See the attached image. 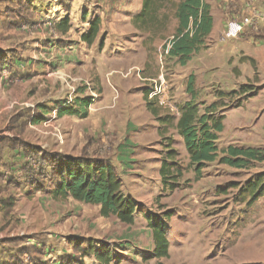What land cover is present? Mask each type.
<instances>
[{
  "label": "rangeland",
  "instance_id": "374dc122",
  "mask_svg": "<svg viewBox=\"0 0 264 264\" xmlns=\"http://www.w3.org/2000/svg\"><path fill=\"white\" fill-rule=\"evenodd\" d=\"M179 1L165 3L166 27L149 33L131 23L139 11L135 0H0V31L17 29L8 36L0 33L3 44L25 60L33 54L46 59L43 66L22 65L21 86L0 92L4 111L21 104L33 106L24 110V132L16 135L35 148L31 158H46L45 166L38 164L36 169L42 189L34 191L29 178L23 179L17 170L16 161L0 166V198L15 196L13 211L0 212L1 255L13 250L25 260L28 257L22 264H102L80 251L89 243L105 242L116 258L110 264H239L237 260L249 252L252 244L244 239L250 230L249 205L237 188L227 185L244 186L248 175L260 167H230L217 158L205 163L196 177L175 124L180 107L190 100L186 91L190 74L196 102L208 105L217 92L235 91L242 84L256 87L252 90L257 94L261 88L257 66L254 74L252 63L237 48V38L223 37L225 21L219 31L204 38L185 66L169 57L165 49L176 35L174 5ZM95 17L100 19L99 32L87 45L81 34ZM62 18L70 20L66 32L56 28ZM70 48L73 56H67ZM13 68L9 66L11 81L17 79ZM248 73L254 74L251 79H246ZM247 98L236 94L217 101L228 106L219 109L225 119L216 142L218 157L232 138L243 135L233 124L248 116L250 105L242 104ZM84 99L88 100L86 113L78 109ZM254 102L258 104L257 99ZM64 104L78 113L59 117L57 109ZM1 116L0 134L13 136ZM32 116L37 123L29 124ZM169 150L174 156L166 163L169 172L177 174L171 179L176 182L172 191L159 171ZM81 155L111 163L122 191L139 204L132 225L102 217L96 205L70 197L53 200L45 192L55 179L52 167L51 175L47 173L46 164L54 166L65 157ZM8 164L17 177L4 175ZM26 190L33 192L27 195ZM168 210L172 215L165 221L167 256L156 257L149 221L162 218Z\"/></svg>",
  "mask_w": 264,
  "mask_h": 264
},
{
  "label": "trees",
  "instance_id": "16d2710c",
  "mask_svg": "<svg viewBox=\"0 0 264 264\" xmlns=\"http://www.w3.org/2000/svg\"><path fill=\"white\" fill-rule=\"evenodd\" d=\"M169 0H142L140 10L131 18L132 25L143 32H153L166 27L168 17L162 9ZM174 16L178 21L176 35L166 48L169 57L176 58L181 66H185L191 56L199 50L204 38L211 32L213 18L210 14L209 5L204 0H180L174 5ZM100 19L95 17L89 22V27L81 34V40L87 45H92L99 32ZM61 32H66L70 28L69 18H62L56 25ZM248 59L256 72V63L251 58ZM249 84L240 85L238 90L216 93V100L206 105L205 102H196V92L194 89V76L190 74L186 84V91L190 95V100L185 102L179 109L175 127L183 139L185 150L189 156V162L194 166L196 177H200L201 170L205 163L213 162L218 158L220 164H225L235 168H246L253 163L264 162V150L254 147H239L237 145H227L218 157L217 139L222 132L225 114L219 109L228 108L226 102H217L224 97L243 94L250 97L255 94L254 88H249ZM254 89V90H252ZM78 109L84 110L88 107V100H82ZM77 104V103H76ZM74 104V105H76ZM239 105L238 102L236 106ZM240 106V105H239ZM201 109V110H200ZM79 110L72 105L64 104L57 109L59 117L64 115L77 114ZM80 113V112H79ZM81 114V115H84ZM37 119L32 116V122L37 123ZM33 148V147H32ZM36 153L35 148H29ZM27 154V153H26ZM29 154L27 156L31 157ZM174 156L173 150L167 152V157L162 161L160 175L163 183L174 190L176 182H172L177 174L169 172L168 159ZM37 162V158H31ZM46 158H39L40 167H44ZM47 173L55 172V179L50 188L45 191L53 200H65L72 198L75 201L99 207V214L102 217H115L120 223L132 225L135 222V215L140 212L139 204L129 195L122 191L121 180L115 173L111 163L103 158H92L86 155L65 157L50 166L46 164ZM38 166V164H37ZM52 167V170H50ZM50 170V171H49ZM24 176L30 180V188L33 186L41 188V180L38 171L30 164L24 168ZM51 177V176H49ZM230 188H237L241 193L242 200L246 205H250L264 191V172L253 175L240 187L239 184L231 182L227 185ZM32 191V192H33ZM246 198V199H245ZM172 215L168 210L161 215L162 218H155L149 221L152 229V236L155 242L154 256H167L168 239L166 238L167 221ZM110 246L105 242L88 244L80 251L81 255H92L102 264H110L115 261V255L109 250ZM75 264H84L83 261H76Z\"/></svg>",
  "mask_w": 264,
  "mask_h": 264
},
{
  "label": "crops",
  "instance_id": "0c3cea01",
  "mask_svg": "<svg viewBox=\"0 0 264 264\" xmlns=\"http://www.w3.org/2000/svg\"><path fill=\"white\" fill-rule=\"evenodd\" d=\"M205 3L209 5L210 14L213 18V25L210 32V36L220 30L222 21H226L229 18H237L243 15H252V14H260L261 19L258 22L245 29V31L239 36L236 40L240 43L238 47L244 56L253 59L256 62L257 71H258V79L260 81L257 82V86H261L259 92L255 94L252 99H245L243 106L250 105V110L248 116L246 118H242L241 121H238L233 124V129L240 130L243 134L240 138H232L231 141L227 145H237L239 147H254L260 148L264 150V0H204ZM142 0H135V10H140ZM225 27V25H224ZM15 28V27H14ZM70 29V28H69ZM13 30L17 29H9L1 30L0 33H4L5 36L11 34ZM19 31V30H18ZM9 46L3 44V41L0 40V92L4 89L8 88V92L11 90V86L18 87L24 82L20 75H22V65L25 66L31 62L34 65L43 66V60L46 62V59L42 58V54H33L28 59H23L22 55L19 53L17 55L14 52H10ZM68 54V55H67ZM67 56H73L72 48L68 50ZM16 56L15 58L13 56ZM22 58V59H21ZM67 58V57H66ZM64 58V59H66ZM43 59V60H42ZM67 62H71L68 60ZM12 65L15 71V75L17 76L16 80H9V66ZM21 71V72H20ZM253 73H248L246 75V79H251L253 77ZM25 90V89H24ZM24 90H21L23 92ZM3 94V93H1ZM258 100V104L255 105V100ZM247 100V101H246ZM247 103V104H246ZM34 105V104H33ZM32 107L30 104L26 106V104H21L20 107L7 109H0L1 121H5L6 129L9 132H14V135H7L5 133L0 134V166H4V164L9 163V161L14 160L17 164V170L19 173L24 174L23 168L30 163V166L33 169H37V164H39V159L36 162L32 160L31 157L27 156L29 154V147L27 143L21 142L19 139V133L24 132V122L23 120V112L26 108ZM23 109V110H22ZM32 120H29V124H32ZM26 126V125H25ZM19 137H17V135ZM246 133V134H244ZM252 140L255 143H251ZM247 142V143H245ZM35 145H32L34 147ZM11 152L13 158L10 157ZM27 153V154H26ZM18 154V155H17ZM30 160V162H29ZM15 162V163H16ZM29 162V163H28ZM9 165V164H8ZM7 168V173L4 175L11 176L13 178L17 177L14 174L10 173L14 167H11L10 164ZM259 166L257 171L253 174L248 175V179H250L253 175L264 172V162L253 163L250 168ZM0 175L3 173L0 172ZM15 176V177H14ZM19 176V174H18ZM27 195H30L32 192L30 190H26ZM15 205V196L9 195L6 198H0V212L4 214H10ZM248 213V228H250L249 232L244 236V239L252 244L249 252L245 253L241 256L237 261L241 262L239 264H264V191L263 193L257 197L247 208ZM8 238H6L7 240ZM244 240V241H245ZM250 240V241H249ZM0 242V264H22L24 263V256H18L13 250L12 253L1 255V251L3 245ZM249 243H246L249 245ZM28 258V257H27ZM26 258V262L28 261Z\"/></svg>",
  "mask_w": 264,
  "mask_h": 264
},
{
  "label": "built area",
  "instance_id": "2783aa9c",
  "mask_svg": "<svg viewBox=\"0 0 264 264\" xmlns=\"http://www.w3.org/2000/svg\"><path fill=\"white\" fill-rule=\"evenodd\" d=\"M260 19V14L229 18L225 23L223 37L228 40L236 39L245 31L246 28L255 25Z\"/></svg>",
  "mask_w": 264,
  "mask_h": 264
}]
</instances>
